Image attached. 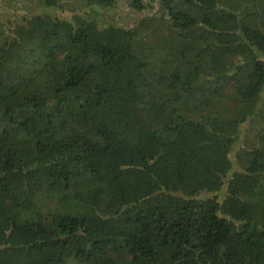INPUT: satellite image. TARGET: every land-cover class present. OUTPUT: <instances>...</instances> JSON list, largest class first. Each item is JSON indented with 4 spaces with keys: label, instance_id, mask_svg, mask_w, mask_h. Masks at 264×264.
<instances>
[{
    "label": "trees",
    "instance_id": "obj_1",
    "mask_svg": "<svg viewBox=\"0 0 264 264\" xmlns=\"http://www.w3.org/2000/svg\"><path fill=\"white\" fill-rule=\"evenodd\" d=\"M40 2L0 27V264H264V0Z\"/></svg>",
    "mask_w": 264,
    "mask_h": 264
},
{
    "label": "rangeland",
    "instance_id": "obj_2",
    "mask_svg": "<svg viewBox=\"0 0 264 264\" xmlns=\"http://www.w3.org/2000/svg\"><path fill=\"white\" fill-rule=\"evenodd\" d=\"M62 5H75L78 6L82 3V0H58ZM130 0H116V4L113 7L99 9L96 17L103 19L108 22L116 24H133L135 20H139V14L135 16V12L129 9ZM37 12L54 13L50 8L41 5L40 0H0V27L13 24L19 21L22 16H29ZM138 16V18H137ZM1 29H4L1 27ZM247 139L253 140L252 133L247 135V138L241 137L240 140L236 141L233 146V155L242 146L247 147ZM7 235L8 232H5ZM5 234H2L4 236ZM6 244L7 241H4ZM24 249H26L24 247ZM23 251L25 252V250ZM1 251L10 252L14 251L13 248L1 246Z\"/></svg>",
    "mask_w": 264,
    "mask_h": 264
}]
</instances>
